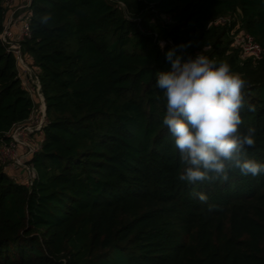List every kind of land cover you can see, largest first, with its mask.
I'll list each match as a JSON object with an SVG mask.
<instances>
[{
	"label": "trees",
	"instance_id": "1",
	"mask_svg": "<svg viewBox=\"0 0 264 264\" xmlns=\"http://www.w3.org/2000/svg\"><path fill=\"white\" fill-rule=\"evenodd\" d=\"M26 11L20 52L46 121L30 184L0 162V264H264V172L181 181L154 87L177 45L190 42L184 59L204 49L228 63L255 106L241 113L256 129L248 155L264 163V56L233 46L244 32L264 47V0H31ZM6 18L0 3V32ZM23 76L0 39V145L36 111Z\"/></svg>",
	"mask_w": 264,
	"mask_h": 264
},
{
	"label": "clouds",
	"instance_id": "2",
	"mask_svg": "<svg viewBox=\"0 0 264 264\" xmlns=\"http://www.w3.org/2000/svg\"><path fill=\"white\" fill-rule=\"evenodd\" d=\"M49 19L43 15L40 23ZM159 46L163 49L164 42ZM189 46L190 42L177 45L166 53L171 68L156 72L154 84L165 103L162 124L173 137L183 165L179 179L195 185L227 180L234 170L243 176L260 175L264 163L248 155L256 144V129L241 127L242 111L255 110L242 92L246 81L228 63L210 59L204 49L184 59L183 50ZM192 195L201 203L208 200L203 192L193 190Z\"/></svg>",
	"mask_w": 264,
	"mask_h": 264
},
{
	"label": "built area",
	"instance_id": "3",
	"mask_svg": "<svg viewBox=\"0 0 264 264\" xmlns=\"http://www.w3.org/2000/svg\"><path fill=\"white\" fill-rule=\"evenodd\" d=\"M14 0H0V3L7 11V18L0 32V39L7 44L8 48L14 52L17 61L23 63L20 52V41L29 35V23L26 8L29 6L31 0H24L22 4L13 8ZM23 9L25 17L16 20L19 23L17 40H13V33L10 29L15 22L17 10ZM233 45L240 49L242 57H249L254 60H260L264 56V47H262L255 39L248 33L236 32L233 34ZM39 86L36 83V91ZM41 103L38 106L36 117L31 115L26 122L15 124L7 133L8 140L0 145V162L3 164L8 161L14 165H25L32 171L31 177L28 180L30 184L34 178L35 173L33 168L26 163L27 159L34 153L40 151L43 135L42 126L46 121L45 106L40 98Z\"/></svg>",
	"mask_w": 264,
	"mask_h": 264
},
{
	"label": "rangeland",
	"instance_id": "4",
	"mask_svg": "<svg viewBox=\"0 0 264 264\" xmlns=\"http://www.w3.org/2000/svg\"><path fill=\"white\" fill-rule=\"evenodd\" d=\"M23 13H24V11H23ZM238 54H239V52H238ZM18 62H19V73H20V75L22 76V75L26 74V76H23L24 83H25L23 85L25 88H27V90L29 91V93L33 97L34 102L38 100V103L35 104V108L38 109V106L41 103V100L38 99V96L36 94V90L33 87V83H35V80L33 79L34 78L33 70L31 68V66L28 65V63H26V61H24V59H23V63H21L20 61H18ZM37 115H38V113L36 110L33 113V117H36ZM3 164L5 165V167H6L5 171L9 174V176H11L12 178H14L20 182H22V181L29 182L28 180L31 177L30 173H32L31 172L32 170L29 167H27L25 165H21V166L14 165V163L13 164L11 162L8 163V161L3 163Z\"/></svg>",
	"mask_w": 264,
	"mask_h": 264
},
{
	"label": "crops",
	"instance_id": "5",
	"mask_svg": "<svg viewBox=\"0 0 264 264\" xmlns=\"http://www.w3.org/2000/svg\"><path fill=\"white\" fill-rule=\"evenodd\" d=\"M23 2H24V0H14L13 1V6H14L13 8H16L17 6H19ZM23 14H24L23 9L17 10L15 22L10 27V29L13 33V38H12L13 40H17V35H18L19 23L16 20L22 18V16L25 17V15H23Z\"/></svg>",
	"mask_w": 264,
	"mask_h": 264
}]
</instances>
